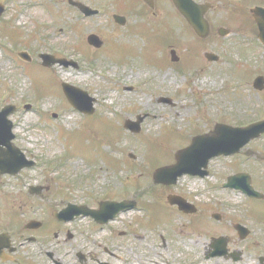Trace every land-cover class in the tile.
<instances>
[{"label": "rangeland", "instance_id": "rangeland-1", "mask_svg": "<svg viewBox=\"0 0 264 264\" xmlns=\"http://www.w3.org/2000/svg\"><path fill=\"white\" fill-rule=\"evenodd\" d=\"M82 1L99 9V14L84 17L69 6L68 0H24L19 5L30 15L24 30L27 39L32 40L28 52L33 55V63L25 66L8 63L0 72L3 77L0 78V107L5 102L17 105V113L10 118L17 135L15 144L38 163L13 179L0 178V217L13 213L11 206L19 207L26 199L25 192H21L30 184L51 185L49 192L58 197L50 198L46 192L41 202L46 204L65 200L71 190L79 194L93 192L99 199L125 196L150 207L148 211L145 206L122 216L124 226L131 224L133 228L126 242L136 241L149 250L156 246L161 234H168L163 226L151 228L143 226L146 222H136L138 217L153 213L154 188L150 186L154 167L172 164L174 153L187 147L196 131L205 133L217 122L246 125L264 118V94L247 97L252 77L246 79L248 83L244 87L239 86L250 75L248 67L254 71L253 76L256 72L264 75V52L257 45L249 48L252 53L246 48L247 41L255 42L257 38L249 10L255 5L264 7V0H197L212 4L206 14L211 34L201 40L185 22L183 25L178 21L174 7L168 2L159 4L157 14L161 13L157 18L152 10L137 5L135 10L140 14L122 10L118 0ZM114 13L124 15L127 26L133 20L140 25L149 19L148 23L158 22L165 29L157 32V28L152 31L148 26L143 35L129 36L127 27L120 28L113 21ZM219 27L230 29L231 36H218ZM93 32L105 42L103 49H93L85 41ZM118 38L123 41L119 42ZM167 41L169 45H164ZM171 47L177 52L178 62H172L169 57ZM40 52L64 56L77 62L79 67L56 66L46 70L37 65L36 56ZM204 52H213L220 60L210 63L203 57ZM238 62L248 67L235 66ZM203 65L204 71L199 68ZM63 81L87 91L95 99V117H83L69 106L58 86ZM161 96L169 98L172 105L160 102ZM25 104H30L32 109L25 110ZM137 115H145L140 132L132 134L122 130L123 121L135 120ZM112 126L119 129L118 140H111L114 138V133L109 135ZM259 142L264 145V139ZM111 159L115 160L114 164L110 163ZM209 165L206 179L182 177L175 186H166L163 191L187 194L200 208L212 212L190 218L191 229L178 215L173 219L166 204L160 203L154 216L160 224L170 218L175 229L171 240L177 245L192 246L189 250L185 247L186 252L192 250L198 258L208 249V239L213 241L231 233L235 236V224L255 223L246 207V197L220 185L232 165L229 160L217 158ZM198 190H204L202 195ZM154 192L159 193L157 189ZM3 194L9 196V205L1 200ZM249 207L251 215L263 220L264 204L251 201ZM213 212L221 214L220 225L212 219ZM113 225L118 227L116 223ZM261 231L262 228L253 227L249 240L232 239L230 247L243 252L241 262L235 264H256V250L251 252L247 247L251 241H264L253 237ZM136 235L140 239H135ZM208 264L220 262L211 260Z\"/></svg>", "mask_w": 264, "mask_h": 264}, {"label": "flooded vegetation", "instance_id": "flooded-vegetation-1", "mask_svg": "<svg viewBox=\"0 0 264 264\" xmlns=\"http://www.w3.org/2000/svg\"><path fill=\"white\" fill-rule=\"evenodd\" d=\"M23 1L24 0H0V72L6 68L5 66L8 63H13L17 66H19L20 63H25L26 61L19 56V52L25 51L29 54L28 50H31V46L29 45L32 40L30 37L27 39L24 30V26L27 25L30 15L26 9L19 6ZM118 1L120 2L119 8L122 10L128 8L132 9L135 5L151 9L150 3H145L144 0ZM151 2L153 6L152 14L155 17L161 13L159 12L157 14L158 6L159 8L161 7L159 5L160 3L168 2L173 6L171 0H151ZM159 17L160 19L163 18V16ZM176 18L184 25V18L182 16L177 14ZM148 20L149 19L146 20V23H144L145 21L141 22L140 25L137 20H133L128 26L125 24V26L119 27L123 29L127 27L126 31L129 33V36H136L139 33L143 35L144 32L147 31L148 26L152 31L157 28V32H162V30L165 29V27L159 26L158 22L151 24V22H147ZM151 25L153 27H151ZM140 27L144 29L140 30ZM257 33L258 30H256V34ZM230 34L229 32L227 36H231ZM118 40L119 42L123 41L121 38H118ZM118 45L121 46L122 44L118 43ZM246 45L248 49L257 45L258 48L262 49L264 52V39L259 40L258 36L255 42L253 40H251V42L247 41ZM169 49L170 51L175 50V48L172 47ZM249 51V53H252L250 49ZM31 57L33 58V55H31ZM262 58L264 59V57ZM235 66L239 68L248 67L240 62L236 63ZM235 66H233L234 69H236ZM248 68L252 76L247 75L246 78H244V85L239 84V86L244 87L246 83H248L246 79L249 80L250 77H252L251 88L248 89L247 97L264 94V81L257 84L262 85L263 83L261 87L257 85L256 87L254 84V80L258 75L263 77L264 75L256 72L255 76H253L254 71H252L251 67ZM201 69L204 71V67ZM0 78L3 79L1 74ZM237 99L241 100L239 97ZM172 103L173 102L169 101V104L172 105ZM6 104L10 103L5 102L2 106ZM15 106V113H17L18 108L16 104ZM237 125L243 126L244 123L238 122ZM263 139L264 134H261L258 138L250 140L246 146L240 148L238 154L225 157V160H229L232 164L229 172L226 174L227 177L229 174H248L250 177V185H252L255 192H257L254 196L250 197L244 193V191H240L243 196L246 197V207H248L251 220H254L255 223L252 224L250 222L248 225L242 221L250 228L246 234L242 235H240L234 227L235 236L231 233L225 238L227 240L225 248L227 252L225 254L210 255L211 247L208 244V249L203 253V257L198 258L192 250L189 253L186 252L185 247L189 250V248H193L192 246H187L185 244L177 245L176 242L171 240L172 236L175 234V229L172 224L173 222L170 223L169 221L170 218L166 220V222H162V224L159 222L157 223L154 219L157 207L160 206V203L166 204L167 209L173 213V219L175 215H178L181 220H184V225H188V228H190V218H198L203 215V213H209L211 211L210 209L200 208V206L196 205L187 194L185 195L179 191H163V188L166 186H175L178 181L173 185L161 186L154 184L150 186L152 189L155 186L154 190L157 189L159 191V193H157L158 195H156L154 190L151 194L154 199V205L152 204L153 213L151 215H145L144 218L141 216L136 219V222H146H142L144 224L143 226L148 225V227L153 228L160 225L168 232L167 236L161 234L159 236V242L149 250L148 248L145 249L141 245L136 244V241L133 244H128L126 238L129 234H133V228L131 224L126 228L122 223L123 214L133 212V210L141 207L144 208L145 206L148 211V209H150L148 205L141 204L139 201L133 199L131 201L132 203H130L131 209L124 210L108 220H103L104 218H102V216L101 218H97L91 213L89 215L83 214L82 212L76 214L74 211H70L67 216L60 218L57 217L58 211L66 207L75 209L73 207L80 206L83 207L84 210L91 209L92 211H97L103 201H122L130 199L125 196L117 199L105 197L99 199L96 194L93 195V192L89 194L84 192L79 194L71 190L72 193L69 192L65 200L60 199L58 202L46 204L41 203L46 198V192L50 195V198L57 199L58 195L51 194L49 192L51 185L44 182L46 183L45 185L37 184L40 188L36 190L37 192L35 191L36 193L30 190V188L21 192L22 194L26 192V195H23L24 197L26 196V200L23 201L22 204H19V210H17V212L0 217V227L5 228H0V234H6L4 237L5 240L0 242V264H208L211 260H218L220 264H235V262H241L243 252L233 249V246L230 247L232 239L240 241L249 240L250 236L253 234V227L262 228L260 234L253 237L259 240L264 239V218L262 220L259 217H255L253 214L251 215L249 207L251 201L258 202L261 205L264 204V145L259 142V140ZM207 171L208 176L210 173V165ZM3 176L12 178L9 175ZM196 178L206 179L207 177L203 178L196 176ZM222 183L223 180L220 185ZM169 195L178 196L183 199L185 203H189L190 205L185 207L187 211L179 208L177 204L171 203L168 200ZM133 201L135 205L132 208ZM215 213L218 218L215 219L214 213H212V219L220 225L223 218L220 213ZM114 223H116L118 227L114 226ZM135 239H140V236L136 235ZM8 240L10 242H8ZM196 245L198 246L197 242ZM247 248L248 250H252L251 252L256 250V252L254 251V260L256 264H264V241L259 243L251 241ZM260 249H263V251Z\"/></svg>", "mask_w": 264, "mask_h": 264}, {"label": "water", "instance_id": "water-1", "mask_svg": "<svg viewBox=\"0 0 264 264\" xmlns=\"http://www.w3.org/2000/svg\"><path fill=\"white\" fill-rule=\"evenodd\" d=\"M174 5H176L177 10L184 16L190 26L193 27L194 31L199 37H206L209 33V25L205 19V12L210 9L211 5L196 4L194 0H173ZM78 7L84 11L87 15H92L96 13V10H90L84 5L76 3ZM254 19L260 29V37L264 38V10L259 7H254L251 10ZM227 32L226 30H220V35ZM87 41L91 45L99 47L102 43L96 37V35H90ZM172 57H174V52H171ZM211 56V57H210ZM208 56L210 59H218L214 55ZM43 62L42 65L51 67L53 64L58 63L68 67L70 65L77 66L76 63H71L65 59H56L54 56L48 54L41 55ZM174 59V58H173ZM177 60V59H175ZM263 81L262 77H258L256 83H261ZM63 91L69 103L76 107L84 114H91L94 111L92 106L95 101L91 98L87 92L80 90L77 87H73L66 83L62 84ZM12 109H2L0 111V173L3 172L13 174L19 171L24 166H30L33 163L26 161L24 154H22L11 142L14 137L11 128L12 122L7 120V115L10 114ZM142 118H138L136 122L126 121L124 126L133 132L139 131V123ZM264 133V121H259V123H253L248 125V127H232L230 125L216 124L213 131L206 133L205 135H198L192 139L189 146L183 150H179L175 153V163L173 165L164 166L163 168L157 169L153 173L154 181L160 184H174L179 176L189 174V175H205L204 169L207 168V163L211 158H215L219 155L228 156L230 154H235L238 152L240 147L248 143L249 139L258 137L259 134ZM248 177L246 175L230 176L227 180L225 187H235L242 188L249 195L252 194V190L246 183ZM170 202H177L179 206L185 207L182 201H173L169 197ZM126 208H131L129 202L123 201L122 203L117 202H104L100 206V210L93 213L97 218H112L113 215L118 213V211H123ZM68 210H63L59 213L60 216L65 215ZM223 251V249H222Z\"/></svg>", "mask_w": 264, "mask_h": 264}]
</instances>
